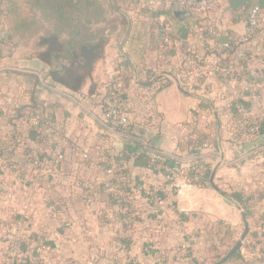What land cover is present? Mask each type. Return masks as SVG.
Here are the masks:
<instances>
[{
  "label": "crops",
  "instance_id": "crops-1",
  "mask_svg": "<svg viewBox=\"0 0 264 264\" xmlns=\"http://www.w3.org/2000/svg\"><path fill=\"white\" fill-rule=\"evenodd\" d=\"M102 2L106 7L113 6L125 13L129 26L126 33L119 30L111 36L106 57L96 65L92 79L87 81L80 94L52 85L47 77L48 67L29 57V47L23 45L16 48L14 44L8 43L10 33L7 23L4 18L0 19V24L4 25L0 31V110L7 112L17 109L29 101V93H35L39 101L49 108L58 125L63 127L67 137L79 138L83 143H89L85 145L90 148L83 151V158L84 152H88L89 157L93 158L96 147L103 143L104 150L113 152H121L127 145H132L128 137L108 132L103 128L99 120L101 110L95 98L89 97V92L93 85L100 86L112 75L117 74L120 66L127 67L131 64L141 68L143 64H153L157 55L151 50L159 45L158 31L162 24L170 25L173 38H187L190 44L196 43V49L202 56L206 53L204 42L198 41L194 34L190 33L191 30L195 31L191 27L197 23L196 15L200 14L179 21L175 16L179 7L176 4L162 3L156 10L151 11L152 13H147L141 11L142 6L138 0ZM255 7L262 10L261 32L256 42L247 43V46L252 52H260L264 57V0H221L219 6L207 14L215 21L216 27V36L207 44L215 48L218 44L242 41L247 35L249 12ZM122 55L126 62L122 61ZM165 61L167 71L176 72L182 65L180 50H174ZM253 67L261 70L260 73L264 72V63L260 60H256ZM141 78L145 79L144 76ZM228 86L238 89L235 88L236 91L231 90L229 93L232 99L238 100L248 84L232 82ZM262 92L264 98V90ZM254 103V113L259 115L262 107ZM216 107L217 109L212 111L208 104L202 103L197 93L194 95L180 89L176 82L157 95L156 108L162 120L156 131L149 133L150 154L145 158L131 159L126 165L129 173L128 183L132 189L130 200L136 215L134 226L125 232L126 236L127 233L131 234L129 240L126 238L127 240L118 242L116 232L120 226L113 225L111 217L107 220L100 217L106 206L102 187H105L108 180L106 171L101 169L90 168L86 172H78L79 179L88 185L85 186L84 192L77 191L82 198L74 201L75 207L70 216H64L63 219L52 217L50 205L43 201L47 212L46 221L39 227L40 234L33 232L34 230H25L27 221L20 213L5 208L3 196L10 179L13 180V185L26 189L27 196H31V190L34 188H27L28 184L20 180L18 175L7 171L0 194V219H14L15 227L19 231L16 234L25 238L23 250L27 252L40 244V238L44 235L49 237L55 233L56 242H50L53 248L60 235H78L77 240L83 243L85 241L82 240L83 236L79 235L78 229L96 228L106 236L90 248L118 250L117 253L106 255L108 264H130L128 260L133 256L134 261H139L135 264H195V260L202 264L204 257L200 250L204 233L222 223L231 229L235 242L237 226L241 224L244 227L240 203L249 201V214L252 217L248 220L250 232L231 264H263L259 257H264V136L242 142L234 131L235 120L224 111L222 105L217 104ZM184 126L187 131L183 129ZM194 129L199 135L198 143L205 144L202 148L192 149L186 146V143L180 144L182 138L191 134ZM26 144L32 149L37 148L30 140H26ZM193 163L210 166L212 173L217 168L214 182L221 192L212 187L210 180V185L194 186L181 196L173 191L170 177L176 176L180 169ZM159 164L168 166V169H160ZM71 188V182L67 180L62 195L70 194ZM39 192L44 200V192L41 189ZM198 196L211 199L218 208H223V212L199 206ZM87 242L95 241L88 239ZM1 245L3 250L0 251V264H6L7 255L4 249L6 250L7 245ZM155 250L163 257L153 255ZM252 252H257V258H251ZM153 259L154 262H151ZM79 263L82 264L81 261Z\"/></svg>",
  "mask_w": 264,
  "mask_h": 264
},
{
  "label": "trees",
  "instance_id": "trees-1",
  "mask_svg": "<svg viewBox=\"0 0 264 264\" xmlns=\"http://www.w3.org/2000/svg\"><path fill=\"white\" fill-rule=\"evenodd\" d=\"M142 10L152 13V10L147 8L142 7ZM208 13L196 15L197 23L191 27L197 30L202 29L201 35L206 46L212 39L206 36L203 24L209 17ZM1 18L5 19L10 33L8 43L14 44L16 48L23 45L29 47V57L48 67L47 77L52 85L62 87L74 94H80L87 81L92 79L96 65L106 57L111 36L119 30L126 33L129 26V19L125 13L116 10L113 6L106 7L102 0H0ZM260 26L254 30L253 35H246L242 41L227 42V48L224 44L216 45L213 52L219 64V71L215 73L218 81L247 82L248 84L238 100L232 99L229 95L231 90L236 91V87L227 86L228 98L232 106L230 109L223 107L224 111L235 120L234 131L242 142L264 136L262 92L264 72L260 73L261 70L253 67L256 60L264 63V57L261 53L255 56L256 52H252L247 46V43H255L260 36ZM165 33L161 25L158 31L159 45L153 51L159 50L162 46ZM190 33L195 36L196 31L191 30ZM170 38L172 43L179 45L177 49L180 50L182 58L186 57L190 50L187 38L175 39L171 32ZM262 45L264 46V43ZM123 55L122 61L126 62ZM162 65L164 70L155 82L165 79L168 83L163 88L166 89L174 83L175 78L181 75L185 68L180 65L176 72L170 73L166 69L167 61H164ZM228 70L234 72L232 79L224 77ZM117 73L120 76V88L108 90L103 96L100 91L104 83L100 86L93 85L90 89L89 97L95 98L99 108L103 107L100 110L107 108L105 101L108 98L122 102L132 88L139 94L155 88V82L151 83L150 79L156 74L146 70L144 64L141 68L133 67L131 64L127 67L120 66ZM107 84L113 86L114 83ZM182 90L190 93L183 87ZM252 96H255V99ZM28 98L29 101L17 109L7 112L0 110V194L3 189L2 183L5 182L4 176L7 171L11 172L27 183V188L38 186L44 192L45 203L50 205L52 217L63 219L64 216H70V212L75 207L74 201L82 198L77 191L84 192L85 186L88 185L79 179L78 172L83 170L86 172L90 168L105 170L108 180L105 187H102V193L106 196V206L100 217H103V220L111 217V223L120 226L116 232L118 242L126 238L129 240L131 234L127 233L126 236L125 232L134 226L136 215L132 210L133 202L130 200L132 189L129 187V173L126 165L131 162V159L149 156L151 150L149 133L156 131L155 127L148 132L133 128L124 135L128 137L132 145H127V148L121 152L104 150L105 143H103L96 147L93 158L89 155L88 158H83V151L90 148L85 145L89 143H83L79 138L67 137L63 127L58 125L49 108L39 101L35 93H29ZM200 100L208 104V108L212 111L217 109L216 101ZM254 102L262 107H259V115L254 113ZM101 114L105 113L101 112ZM99 120L102 122L101 118ZM198 136L194 129L191 134L182 138L180 144L186 143V146L192 149L202 148L205 144L198 143ZM26 140H30L37 148L32 149L26 144ZM89 154L92 155L91 152ZM193 168L186 173L188 172L191 178L199 177L195 186L210 185L212 168L205 164H195ZM181 171L182 169L178 172ZM67 180L71 182L72 191L64 196L62 195L63 186ZM87 194L88 192L85 196ZM240 206L248 220L251 219L249 201L241 202ZM15 226L14 219H0V244L7 245L6 250L4 249L7 255L6 264H33V262L45 264L46 257L42 258V255L47 247L51 249V245L45 242L43 248L40 243L30 252L23 250L26 240L14 233ZM202 245L200 250L204 257L202 264H217L236 243L233 242L231 229L219 223L204 233ZM158 253L155 250L153 255L162 258L163 256ZM236 255L225 264H231ZM261 262L264 264V257ZM195 264H198L196 260Z\"/></svg>",
  "mask_w": 264,
  "mask_h": 264
},
{
  "label": "built area",
  "instance_id": "built-area-1",
  "mask_svg": "<svg viewBox=\"0 0 264 264\" xmlns=\"http://www.w3.org/2000/svg\"><path fill=\"white\" fill-rule=\"evenodd\" d=\"M138 2L143 8L152 11L156 10L162 3H171L184 7L193 14H203L212 12L216 9L221 0H138ZM262 16V10L259 7H255L249 12L247 35H253L254 30L260 26ZM203 24L206 30V36L214 38L216 36L215 21L209 16ZM162 26L166 32L163 37L164 42L159 50H151V52L157 55V60L153 64H145L146 70L150 71L152 74H156L150 79L151 83H154L156 78L163 72L164 66L162 63L177 49V47H179L178 44L171 42L170 25L164 23ZM195 31L196 34L194 37L200 42L203 41V35H201L202 29H195ZM203 47H205L206 52L204 56L197 51L196 43L190 44V50L187 56L182 58V65L185 70L181 75L175 78L174 82H176L181 89L183 87L191 94L195 95L197 93L200 99L216 101L217 104L230 109L232 105L228 98L227 86L232 82L228 81L222 83L216 79L215 73L219 71V64L218 59L213 54L214 48L210 47L208 44L207 46L203 45ZM224 47H228L227 42L224 44ZM256 55H258V53ZM224 77L232 79L234 77L233 70L225 72ZM119 81L120 76L119 73H117L104 82V87H102L100 91L102 96L105 95L108 90L120 88ZM108 82H113V86H108ZM167 83L165 79L157 81L154 84V89L141 94L132 88L127 92V97L122 102L112 101L108 98L105 101L107 108L101 110V112L105 113L101 114L103 128L108 132L119 133L121 135H127L133 128L144 129L146 132L152 127H155V129L158 128L157 126L162 119L158 115L156 108V97ZM252 98L255 99V96H252ZM183 129L187 131L186 126H184ZM84 153V158H88V152ZM193 165L195 164L193 163L187 168H182V171L178 172L176 176L170 177L172 181L171 188L179 196L192 190L195 183L199 180V177L191 178L189 177L190 175H188L189 173H186L187 170L194 169ZM167 167L168 166L159 164L160 169L166 170L168 169ZM259 258L262 259L263 257Z\"/></svg>",
  "mask_w": 264,
  "mask_h": 264
},
{
  "label": "rangeland",
  "instance_id": "rangeland-1",
  "mask_svg": "<svg viewBox=\"0 0 264 264\" xmlns=\"http://www.w3.org/2000/svg\"><path fill=\"white\" fill-rule=\"evenodd\" d=\"M4 28V25L0 24V31H2ZM181 88V87H180ZM187 168V167H185ZM38 189V190H37ZM39 187H34L31 190V196H27L25 190L23 188H19L18 186L13 185V180L10 179L9 185L7 187L6 192L3 196V202L5 208H8L9 211L14 210L15 212H19L20 216L24 218L25 221H27V225L25 227V230L39 232V227L44 224V221H46V208L44 200L42 199L41 193L39 192ZM27 191V190H26ZM28 192V191H27ZM197 203L199 206H202L207 209H217L220 213L223 212V208H218L211 199L205 197V196H198ZM11 216V215H9ZM76 220V219H74ZM75 223V222H74ZM76 225H74L75 227ZM16 228V227H15ZM22 230V227H21ZM90 229H78L79 235L81 234L82 240L85 242L79 243L80 240H77L78 235L74 237H67L65 235L59 236L58 241L55 245V247H51L49 249L46 248V251L43 252L42 258L46 257L44 259L45 264H80L79 261L82 262V264H108L107 262V254L117 253V249H96L93 247L90 248L92 245L95 246L96 241L102 240L103 237H105V233L98 231L96 228L95 230ZM244 227L239 224L237 226V241L241 238V235L243 233ZM15 233H18V228L15 229ZM42 248L45 247V242L50 244V242L55 243L56 242V236L55 233L51 234L49 237L44 235L41 238ZM89 241H95L93 243L87 242ZM3 250V246L0 244V251ZM135 252H138L139 250H134ZM133 251V252H134ZM136 254V253H135ZM260 254V253H258ZM256 253H251V258L254 256L256 257ZM262 256V255H261ZM250 258V257H249ZM257 258V257H256ZM134 256L128 260L130 264L138 263L139 261H134ZM260 259V258H259ZM261 260V259H260ZM154 262V259L153 261ZM110 264V263H109Z\"/></svg>",
  "mask_w": 264,
  "mask_h": 264
},
{
  "label": "water",
  "instance_id": "water-1",
  "mask_svg": "<svg viewBox=\"0 0 264 264\" xmlns=\"http://www.w3.org/2000/svg\"><path fill=\"white\" fill-rule=\"evenodd\" d=\"M193 13L186 10L184 7L179 6L178 10L175 13L176 18L179 21H185L189 18L193 17ZM181 89V88H180ZM216 172H217V168L213 171L211 179H210V183L212 185V187L218 191L221 192L218 187L216 186L214 180H215V176H216ZM241 212V216L244 222V232L241 236V238L239 239V241L236 243V245L232 248V250H230V252L221 260L219 261L217 264H225L226 262H228L230 259H232L243 247V245L246 242L247 236L250 232V224L247 218L246 213L243 210H240Z\"/></svg>",
  "mask_w": 264,
  "mask_h": 264
}]
</instances>
